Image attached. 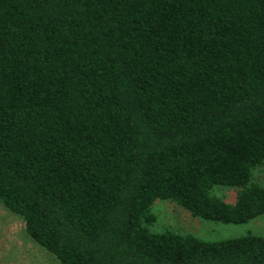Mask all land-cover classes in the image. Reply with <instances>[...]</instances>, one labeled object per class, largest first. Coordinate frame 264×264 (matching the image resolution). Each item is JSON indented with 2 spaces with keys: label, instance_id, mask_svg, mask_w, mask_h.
<instances>
[{
  "label": "trees",
  "instance_id": "16d2710c",
  "mask_svg": "<svg viewBox=\"0 0 264 264\" xmlns=\"http://www.w3.org/2000/svg\"><path fill=\"white\" fill-rule=\"evenodd\" d=\"M256 170L264 0H0V203L58 264H264V235L151 229L157 199L263 214Z\"/></svg>",
  "mask_w": 264,
  "mask_h": 264
},
{
  "label": "rangeland",
  "instance_id": "374dc122",
  "mask_svg": "<svg viewBox=\"0 0 264 264\" xmlns=\"http://www.w3.org/2000/svg\"><path fill=\"white\" fill-rule=\"evenodd\" d=\"M255 180L264 184V171H255ZM214 192L228 201L233 200L234 189L214 186ZM156 220L152 230H171L192 234L207 240L223 239L247 233L264 235V213L245 223L233 224L207 220L166 199H157L151 206ZM0 264H58L47 251L33 242L25 233L20 217L0 203Z\"/></svg>",
  "mask_w": 264,
  "mask_h": 264
}]
</instances>
